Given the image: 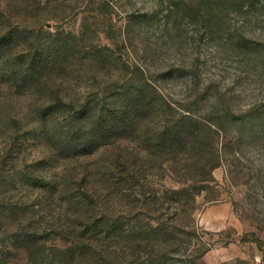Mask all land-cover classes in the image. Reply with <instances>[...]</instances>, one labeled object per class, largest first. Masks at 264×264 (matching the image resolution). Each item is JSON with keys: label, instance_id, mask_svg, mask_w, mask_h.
I'll use <instances>...</instances> for the list:
<instances>
[{"label": "rangeland", "instance_id": "1", "mask_svg": "<svg viewBox=\"0 0 264 264\" xmlns=\"http://www.w3.org/2000/svg\"><path fill=\"white\" fill-rule=\"evenodd\" d=\"M0 264H264V0H0Z\"/></svg>", "mask_w": 264, "mask_h": 264}, {"label": "trees", "instance_id": "2", "mask_svg": "<svg viewBox=\"0 0 264 264\" xmlns=\"http://www.w3.org/2000/svg\"><path fill=\"white\" fill-rule=\"evenodd\" d=\"M181 129L180 130L173 129L166 134L169 139L168 141H172V140L175 141V139L178 136H179V140L182 139V142L180 144L174 145L175 147L185 148V149H188V147L197 148V144L198 143L200 144L201 142L204 141V137L206 135L204 129H199L196 132H188V134L182 132ZM207 129H210V127L209 128L207 127ZM83 221H84V224L81 229L85 232V234H87V237H91V239L93 238L96 231H98V228H101L105 226L106 224V222H104V219L94 217L91 220L90 216H87ZM86 242L89 244H85L83 245V247L86 248V250H88V248H90L89 246H90L91 240H87ZM76 247L78 248V246H75L73 248V245L66 247V252L69 253V255L74 254V252L77 249Z\"/></svg>", "mask_w": 264, "mask_h": 264}]
</instances>
